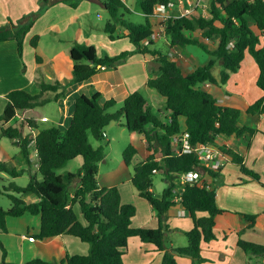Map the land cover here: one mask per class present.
<instances>
[{"label":"trees","instance_id":"obj_1","mask_svg":"<svg viewBox=\"0 0 264 264\" xmlns=\"http://www.w3.org/2000/svg\"><path fill=\"white\" fill-rule=\"evenodd\" d=\"M171 0H138L137 7L144 22L133 23L126 18L131 12L121 0H101L107 13V20L101 33L110 42L127 39L133 46L131 51L116 55H98L94 45L75 43L69 49L73 63L72 78L67 83L46 82L38 68V92L31 94L16 89L5 95L6 104L0 113V136L17 145L28 167L32 166L29 152L36 154L38 168L17 172L8 170L0 162V170L16 178L26 172L29 176L26 186L14 183L0 186V195L10 200L7 210L0 208V233H6V218H18L28 213L40 217L39 239L68 235L87 244L88 255H69L60 264H123L122 257L127 250L128 240L137 238L141 243L152 244L155 251L162 253L160 264H177L176 257L189 258L192 264L205 262L200 255L201 243L215 240V218L224 213L216 205V189L187 185L181 196V206L188 211L192 228L185 232L187 245L170 250L165 243L168 227L166 212L174 206L171 188L175 176L198 168L194 154L175 155L173 137L187 133L193 146L211 144L226 155L229 163L240 167V171L258 181L259 175L248 170L243 158L225 147L216 145L220 137L253 136L257 130L240 126V110L223 106L203 88L204 84H225L230 73L239 70L245 53L249 54L258 68L256 86L264 94V0H207L206 16L199 7L189 14L166 21L165 37L168 49L197 47L211 59L188 75H183L174 60L162 50L153 47L152 26L156 6H166ZM203 1V0H202ZM44 6L64 0H40ZM78 4L69 3L76 8ZM39 13L22 18L14 24L8 20L0 26V42L14 40L19 57H22L23 42ZM96 28V27H95ZM97 29V28H96ZM39 37H33L29 45L36 50ZM149 55L158 64L159 74L148 79L146 86L165 100L160 113L169 112L162 119L160 113L152 111L139 91L131 92L123 101L122 108L108 112L116 106L114 99L100 103V93L80 94L74 103L73 114L67 129L60 131L56 125L40 128L42 119L39 111L44 105L56 103L65 98L69 86L86 82L101 71L116 70L133 55ZM36 64L41 58L35 54ZM221 63L219 80L211 74L216 64ZM250 115L264 114V95L250 105ZM15 120L14 125L9 123ZM129 135L139 134L145 139L144 148L148 156L142 160L135 147L128 145L122 160L126 166L133 163L131 186L139 198L152 208L157 220L156 228H132L131 220L136 208L122 204L117 187L99 188L96 176L98 165L105 158L103 146L94 148L89 136L104 141V129L111 123H119ZM36 134L33 135L32 133ZM264 152V146H263ZM159 155V156H158ZM80 157L82 164L76 173L57 174L69 161ZM154 170L164 171L167 187L160 199L152 192ZM212 181L220 171L206 170ZM78 183L73 188L74 183ZM37 201L27 203L24 197ZM197 213L204 214L197 217ZM242 218L253 228L255 216L243 214ZM237 247L248 257H263L264 245L238 238ZM0 264L6 262V250L0 244ZM23 264H55L41 259H32Z\"/></svg>","mask_w":264,"mask_h":264},{"label":"crops","instance_id":"obj_2","mask_svg":"<svg viewBox=\"0 0 264 264\" xmlns=\"http://www.w3.org/2000/svg\"><path fill=\"white\" fill-rule=\"evenodd\" d=\"M64 1V3L58 2L50 6H44L41 4L40 0H0V26H3L8 20L16 24L24 17L39 13L38 18L33 22L32 28L25 36L23 44H27H25L21 58L18 55L17 45L14 40L0 42V113L6 104L5 95L8 92L16 89H22L31 94L38 92L37 78L39 67L44 81L46 82L58 81L64 84L71 80V70L73 66L71 59L68 60L63 55L61 57L66 65L65 73L56 63L54 67L47 68L49 62L57 61H55V59L58 58L57 56L59 54L48 59L46 54L43 53L44 49L41 46L43 38H51L52 43L48 42L49 45H53L54 41L59 39V41L65 43L60 44L59 47L65 46L68 50L75 43L94 45L98 55H101L99 51L101 46L113 49V55L122 51H131L134 49L127 39L110 42L106 35L104 36V34L96 32L97 29L90 21V24L86 25L85 23V28L82 27V19H85V16H87L86 19L89 20L88 17H90L93 12V5L100 6L102 10L105 11L101 0ZM121 1L127 6L131 13L138 15V17L143 20L142 22H144L143 14L137 7L138 0H131V2H128L129 0ZM188 1L193 2L196 0ZM73 2L78 4L76 8L69 6V3ZM185 7L188 8L190 6L189 4L183 3V8ZM96 16L101 17L99 14H96ZM149 22L152 26V32H158L160 30L159 22L155 17L150 18ZM35 36H38L39 40L36 50H33L29 42ZM55 36H57V39ZM65 38H67L66 41ZM122 42H125L124 45L119 47L116 46L117 43L120 44ZM262 44L264 45V41ZM27 46H29L31 50V58L28 62H24L23 56L25 52H27L26 50H29ZM153 47L162 50L164 54H167L169 59L174 60L183 75L190 74L196 68L205 65L211 59L209 55L203 53L197 47L188 46L169 50V43L165 36L154 40ZM170 53L172 54L171 57L169 56ZM35 54H38V56L41 55L39 56L41 58V65L36 64ZM220 71L221 63L216 62L211 74L217 81L219 80ZM158 74V64L154 62L152 57L149 55L136 54L120 64L116 70L101 71L86 82L73 84L67 88L65 98L56 102L59 118L55 121L54 125H56L60 131L68 128L73 114L75 99L80 94L89 96L90 94L100 93V103H104L109 99L122 102L133 91H139L142 95V91H145L147 97H149L147 104L151 106L152 111L160 113L159 109L163 108L165 100L154 90L146 86L147 80L156 78ZM229 75V79L225 84L211 85L207 83L203 85V88L208 91L219 104L238 108L240 110L238 124L240 126L253 128L257 130V132L251 137H220L216 140V145L225 147L227 150L240 155L243 158L244 166L248 170L259 175L260 182L264 183V114L250 115L246 112V109L250 105L261 99L264 95L256 86L258 68L255 62L252 63L247 59V53H245L239 70ZM63 77H65V80H63ZM155 94H157L160 99H155ZM42 108H40L39 111L46 120H39L37 122L40 128H42L40 126L42 122L50 121L44 114V111H42ZM160 115L162 119H165L169 117V112H163L160 113ZM32 134L35 135L36 133ZM0 138L2 137L0 136ZM142 145L143 147L145 145L144 138L142 139ZM32 155L33 154H30L29 157ZM147 156L148 152L146 150L143 151L142 160ZM10 160L15 167L13 169L17 172L27 168H30L32 172L36 171L33 163L31 162L32 166L28 167L27 163L20 155L10 158ZM81 164L82 160L76 158L69 161L64 167L68 170L67 172L76 173L72 172L73 169L79 170ZM129 168L130 166H126L122 160L117 170L101 174L98 165V174L96 176L98 186L99 188L117 187L120 193L121 203L131 204L136 208V215L131 220L132 228H156L158 227V220L151 206L145 200L139 198L136 191L131 186L130 180L132 173ZM241 181H243L244 184H240ZM208 183L209 188L216 189L217 207L220 210H229L231 212L223 213L215 218V240L208 243H201L200 245V255L205 259V262L201 264H264L263 257H248V255L237 247V240L240 238L239 234L245 231L264 236V189L255 181L244 177L240 173L239 168L231 163H227L226 166L220 170L216 181H212L210 177ZM77 184V182L74 183L73 188H75ZM151 190L156 198H161L162 194H156L153 189ZM23 199L27 203L37 201L36 198L31 196L24 197ZM178 210V207L173 206L166 212V225L168 227L166 237L168 247L172 249L185 247L187 245L185 232L190 231L192 228L191 218L189 216H177ZM232 211L255 216L253 228H247L249 223L241 216L233 214ZM203 215L202 213L196 214L197 217ZM6 228V233L1 234L5 236L2 237L3 241L5 239L3 246H5L7 252L6 262L9 264H23L32 259H41L49 263L60 264L66 254L85 255L88 253V245L68 235L56 236L34 242L21 239V235H29L39 239V216L26 213L18 218L8 217L6 218ZM14 235H17L16 238H14ZM180 236H184L186 240H179ZM135 244L137 250L133 251L130 248H134L133 245ZM140 244L143 245L144 243L140 242ZM140 244L137 242L132 244H130V242L128 243L127 255H125L129 256L130 259L128 261L130 264H145L150 261L153 262V264L161 263V252L158 254L153 253L155 247L152 244H148L150 246L147 245L143 248L140 247ZM10 249L14 250L16 253L12 255ZM137 252L138 259H135L134 257ZM131 254L133 255L131 256ZM175 259L177 264H191V262L185 258L177 257Z\"/></svg>","mask_w":264,"mask_h":264},{"label":"rangeland","instance_id":"obj_3","mask_svg":"<svg viewBox=\"0 0 264 264\" xmlns=\"http://www.w3.org/2000/svg\"><path fill=\"white\" fill-rule=\"evenodd\" d=\"M128 2H131V0H129ZM202 4L203 5L201 7H199V9L202 11L201 13L206 16V11L208 9V1L203 0ZM92 10H93V12L91 13L90 17H88L89 20L86 19L87 16H85V19H82V27L85 28V23H86V25L90 24L89 23V21H90L92 24H94V27L97 28L96 32L101 33L100 30H98V29H102L104 24L106 23V20L108 18L107 13L105 11H103L100 6L93 5ZM94 10H95V12H94ZM96 14H99V16H101V17H97ZM126 18H128L129 20H131L133 23H136V24L143 23L142 22L143 20L140 17H138V15H136L134 13H131L130 15H126ZM55 37L57 39V36H55ZM66 39L67 38H65V41H66ZM48 42L52 43V40L50 37L43 38L41 41V46L44 49L43 53L46 54V57L49 59V58H53L54 56H56L58 54L59 55L57 56L58 58L55 59V61L57 60L56 62H49L48 63L47 68L54 67V65L56 63L59 67H61L62 71L65 73L66 65H65V63L61 57L63 55L68 60L70 59L68 48H66L65 46L59 47L60 44H65V43H62L61 41H59V39L54 41L53 45L51 44L52 46L49 45ZM124 43L125 42H122L120 44L117 43L116 46L119 47L121 45H124ZM25 44H27V43L23 44V49L25 47ZM27 48L29 50H26L27 52H25V55L23 56L24 62H28L31 58V55H30L31 50H30L29 46H27ZM99 51L101 54H107L110 56L113 55V53H114L113 49L106 48L104 46H101L99 48ZM39 56H41V55H39ZM247 59L249 61H251L252 63H254L253 62L254 60L251 58V56L249 54H247ZM39 76L40 75L38 73V77ZM63 80H65V77H63ZM142 92H143V96L146 98L147 103H148L149 97H147L145 91H142ZM154 98L160 99L157 96V94H155ZM121 108H122V102L117 101L116 106L114 108L110 109L108 112L114 113L116 111H119ZM42 111H44V114L48 117V119L50 121L42 122L40 124V126L42 128L53 126L55 124V121L59 118V111H58L57 104L54 102L46 104L43 106ZM14 124H15V120H12L9 123V125H14ZM104 133L106 135L104 141H96L89 136V142L94 148L99 147V146H103V148H104L105 158L102 162L99 163V172L101 174H104V173H107L109 171H114V170L118 169L119 164L122 162V153L128 145H132L133 147H135L137 152H138V155H139L138 157H140V158L142 157V153H143V151H145L144 147L142 145V139H143L142 135L133 134L132 136H130L129 133L127 132L126 128L123 126V120H121L119 123L111 122L110 126L109 127L107 126L104 129ZM30 154H33L32 150H30L29 155ZM18 155H20L21 158L23 159L21 151L17 145L13 144L10 140H8L6 138H0V161L2 163L4 162V164H5L6 168H8V170H13V168H15L14 165H12L10 158H14ZM77 159L81 160L80 157H77ZM133 166L134 165L132 163V165H130V168H129L132 174H133ZM235 166H237V165H235ZM237 167L239 168V171H240V167L239 166H237ZM67 171L68 170L65 167H62L59 170H57L56 173L57 174H65V173H67ZM77 171H78V169H73L72 172H77ZM240 173L244 177H247L248 179L255 181L251 177L243 174L241 171H240ZM0 178H1L0 179V186H8L9 184L14 183L17 186L24 187V186H26V184L28 182L29 176L26 172H24L21 176L13 178V177L9 176L8 174L3 173L1 171L0 172ZM255 182L261 188L264 189V183H261L260 179L258 181H255ZM240 184H244V182L241 181ZM166 187H167V185L164 182V176L162 174L154 173V175L152 177V189H153V191L156 194H162V191ZM0 207L4 210H7L10 207V200L3 195H0ZM222 211H224V213L231 212L229 210H222ZM232 213L235 215L241 216V217L243 215L241 213H235L234 211H232ZM3 235L4 234L0 233V244H2V245H4V241H5V239L3 241L2 237H5ZM11 236H13V235H11ZM16 236L17 235H14V238H16ZM239 237L243 240H249L255 244L264 245V236L261 234H254V233L245 231L242 234H239ZM41 240L42 239H40V241ZM179 240L185 241L186 239L184 236H180ZM132 241H134V242H132ZM129 242H130V244L136 243V242L140 244V242H139V240H137V238L136 239L130 238ZM165 243H166V246L168 247L167 237L165 238ZM140 245H141L140 247L143 248V247H146L148 245V243L143 244V245L140 244ZM150 245H148V246H150ZM133 246H134V248L131 247L130 249L133 251H136L137 250L136 244ZM3 247L5 249V246H3ZM127 249H128V246H127ZM169 249L173 250L172 248H169ZM0 253H1V249H0ZM10 253L12 255H14L16 252L14 250L10 249ZM153 253L158 254L159 252L154 250ZM125 254L127 255V250H126ZM6 255H7V252H6ZM86 255H88V253L85 255H81V256H86ZM126 255L122 259L123 264H130L128 261L130 258H129V256H126ZM132 255L133 254H131V256ZM134 258L138 259V252H137V254H135ZM179 258H185V257H179ZM185 259H188L192 264V261L189 258H185ZM145 264H153V262L150 261V262H146Z\"/></svg>","mask_w":264,"mask_h":264},{"label":"built area","instance_id":"obj_4","mask_svg":"<svg viewBox=\"0 0 264 264\" xmlns=\"http://www.w3.org/2000/svg\"><path fill=\"white\" fill-rule=\"evenodd\" d=\"M183 3H186L187 5L189 4L190 7L183 8ZM202 5V0H196L193 2H189L188 0H171L166 6H156L154 17L159 22L160 30L158 32H152L151 40L154 41L165 36V23L168 19L185 16L192 12L195 8L201 7ZM169 56L171 57L172 54L170 53ZM45 120V118L42 119V121ZM173 145L175 155L194 154L198 161L197 169L175 176V180L173 181V186L171 188V201L174 206L179 208L177 216L187 217L189 216L188 211L181 206V196L185 187L187 185H196L201 188L205 187L206 189H209L208 179L210 178V175L206 170L220 171L226 166L228 160L222 151L211 144L206 143L199 144L197 146L191 145L189 142V135L187 133H182L181 135L173 137ZM30 161L33 163L34 168L37 169L38 164L36 162L35 152H33V155L30 157ZM153 172L164 175L163 170H154ZM20 237L28 242L40 240L29 235H21Z\"/></svg>","mask_w":264,"mask_h":264}]
</instances>
